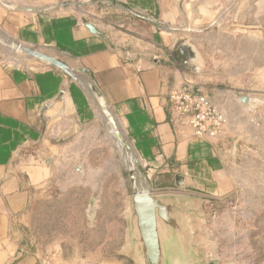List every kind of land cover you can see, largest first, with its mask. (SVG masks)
<instances>
[{
  "label": "crops",
  "instance_id": "0c3cea01",
  "mask_svg": "<svg viewBox=\"0 0 264 264\" xmlns=\"http://www.w3.org/2000/svg\"><path fill=\"white\" fill-rule=\"evenodd\" d=\"M15 1L9 6L26 4ZM201 1L188 0L183 9L179 0H83L82 9L35 14L0 8V25L11 40L62 60L84 81L81 85L45 64L0 58V264H36L40 254L21 230L29 224L33 202L58 189L64 172L81 168L69 164L114 150V140L120 143L89 85L127 138V150L136 155L144 171L136 175L175 186L180 177L182 190L205 198L233 192L230 133L239 123L230 112V92L213 90L211 96L228 119L217 140L195 137L168 105L171 89L214 78H195L173 54L187 24H202L194 14ZM210 2L199 7L213 22L217 16ZM208 38L205 51L211 58L219 48L224 56L230 53L224 35L211 32ZM193 41L204 42L202 36ZM212 65L218 69L219 64ZM225 77L230 80V74L216 78Z\"/></svg>",
  "mask_w": 264,
  "mask_h": 264
},
{
  "label": "rangeland",
  "instance_id": "374dc122",
  "mask_svg": "<svg viewBox=\"0 0 264 264\" xmlns=\"http://www.w3.org/2000/svg\"><path fill=\"white\" fill-rule=\"evenodd\" d=\"M82 1L25 0L23 7L14 8L9 5H15V0H0V8L9 14L19 11L35 14L68 7L82 9ZM179 1L183 9L188 0ZM210 1L217 16L213 22L205 20L199 7ZM201 2L195 4L194 14L203 20L202 24L195 27L187 24L173 54L177 58V49L183 43L196 50L199 71L180 63L181 66L195 78L213 75L209 83L199 84L210 96L214 95L213 90L223 91L224 95L230 92V112L236 114L239 125L230 133V150L234 145L230 171L235 176V188L224 198H207L209 202L202 198L204 217L200 225L210 240L216 242L217 264H264V0ZM211 32L229 39L227 56L223 55L222 48L212 58L205 51V41ZM198 36L204 42L193 41ZM18 44L0 25L2 60L22 59L42 64L16 52ZM212 63L219 64L218 69H213ZM225 66L227 71L222 69ZM222 74H230V80L216 78ZM247 98L250 101L244 100ZM101 110L120 143L114 140V150L94 152L84 161L79 159L69 164L67 168L74 167L75 163L81 168L74 174L60 175L58 189L33 202L29 224L21 228L33 251L52 255L61 264H135L132 255L124 252L129 228L125 201L140 189H148L153 194L200 196L156 177L147 181L143 175H136L138 170L141 174L144 171L138 168L134 152L127 150L124 143V139L128 142L127 138L113 115L107 117ZM88 169L96 172L83 173Z\"/></svg>",
  "mask_w": 264,
  "mask_h": 264
},
{
  "label": "water",
  "instance_id": "95a60500",
  "mask_svg": "<svg viewBox=\"0 0 264 264\" xmlns=\"http://www.w3.org/2000/svg\"><path fill=\"white\" fill-rule=\"evenodd\" d=\"M16 52L58 69L81 85L84 83L78 78L75 68L54 56L23 44H18ZM177 58L186 68L199 71L196 64L199 55L191 45L181 44ZM88 87L106 116L112 118L102 96L93 85ZM61 97L62 94L55 101ZM244 100L250 101L248 98ZM180 179L177 178L176 185L181 189L183 183ZM202 198L190 194H153L149 190L129 195L125 201L129 228L124 252L132 255L135 264H217L216 242L210 240L200 225L204 217ZM209 201L206 198V202Z\"/></svg>",
  "mask_w": 264,
  "mask_h": 264
},
{
  "label": "built area",
  "instance_id": "2783aa9c",
  "mask_svg": "<svg viewBox=\"0 0 264 264\" xmlns=\"http://www.w3.org/2000/svg\"><path fill=\"white\" fill-rule=\"evenodd\" d=\"M170 111L189 126L197 138L217 140L224 134L228 123L225 111L201 86L186 81L170 90ZM36 264H61L52 255H40Z\"/></svg>",
  "mask_w": 264,
  "mask_h": 264
}]
</instances>
